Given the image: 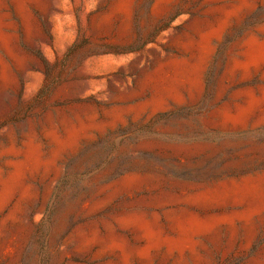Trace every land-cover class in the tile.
Wrapping results in <instances>:
<instances>
[{
    "label": "rangeland",
    "instance_id": "obj_1",
    "mask_svg": "<svg viewBox=\"0 0 264 264\" xmlns=\"http://www.w3.org/2000/svg\"><path fill=\"white\" fill-rule=\"evenodd\" d=\"M119 2L27 0L25 19L0 0V264H264V213L182 260L139 255L143 225L175 238L181 217L245 212L203 201L226 182L262 179L264 198V105L220 115L264 89V64L235 67L264 41V0L228 18L238 1Z\"/></svg>",
    "mask_w": 264,
    "mask_h": 264
},
{
    "label": "bare ground",
    "instance_id": "obj_2",
    "mask_svg": "<svg viewBox=\"0 0 264 264\" xmlns=\"http://www.w3.org/2000/svg\"><path fill=\"white\" fill-rule=\"evenodd\" d=\"M236 1L239 2V5L236 8H234V10L223 12L225 18H228L232 15L236 16L239 12V9L242 6L247 5L250 0H236ZM26 2L27 0H18L17 3L19 4L20 10L24 15L25 19H27L28 16L26 9ZM130 7H131V0H120V2L117 5V10L126 15H129ZM201 38L203 44L207 45L209 43V39H210L209 34H202ZM0 43L4 46V48L10 50L11 40L4 32V23L1 16H0ZM263 64H264V41L250 39L247 42V47L244 53L243 61L238 62L236 66L235 65L234 66L242 70L244 73L248 74L253 68H258ZM0 72L2 78L5 80L6 77L8 76L7 67L5 66L1 58H0ZM242 96L245 98V101L242 105L237 106L236 112H232L229 109H224V110L222 109L223 111L220 113V115H222L224 120H226L227 122L234 119H245L252 111L257 109L259 106L264 105V89L261 91L259 96L255 95L253 91H245L242 93ZM261 182L262 179L261 180L245 179L239 182H226L218 186L214 190L205 193L203 195L204 202H213V201L225 202V201L233 200L236 203H240V202L242 203L244 201L250 200V206L245 212H241L235 215H230L222 218L208 217L203 219L192 214L181 217L177 219L174 224V230L176 233L175 238H168V237L165 238L159 232H157V230H154L142 224L143 225L142 229L146 240V246L140 249L139 255L145 261H150L152 258L153 251L161 245H166L170 250L176 251L179 255L180 260H182L187 251H190L191 253L195 252L196 247L198 245V238L204 236L207 237L215 236L222 225H227L231 229V231L234 232L236 229V222L241 221L242 223H244L246 227L250 228L253 225L256 216H260L262 213H264V198L261 201V203L259 201L254 202V200H258L259 198H262V194H261L262 191L260 190Z\"/></svg>",
    "mask_w": 264,
    "mask_h": 264
}]
</instances>
